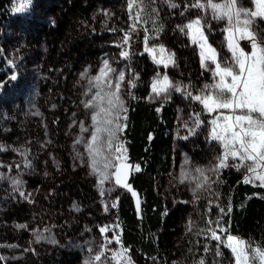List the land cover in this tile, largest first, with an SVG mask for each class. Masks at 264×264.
Here are the masks:
<instances>
[{"label": "trees", "instance_id": "16d2710c", "mask_svg": "<svg viewBox=\"0 0 264 264\" xmlns=\"http://www.w3.org/2000/svg\"><path fill=\"white\" fill-rule=\"evenodd\" d=\"M111 1L52 0L54 5L50 10L49 8L45 9L51 13L52 23L42 26L41 29L40 27L36 28L40 39L35 42L37 45L39 44V47L44 46L47 51V55L41 59L43 67L49 73H58L54 78L56 82L53 87L52 96H54L50 97L51 100L45 101L46 106L54 102L60 103V95L68 93L69 86L67 87L66 80H63L64 74L68 75L71 71H79L87 62H97L96 57L104 50V43L114 42L104 38L107 35L119 34L122 21L131 19L141 29L143 35L151 41L158 42L166 33H170L171 37L168 42L176 49L178 60L175 59L176 66L170 65L165 70L155 65L147 53L140 54L143 52L142 46L133 50L127 48L130 53V58L125 59L128 79H134L136 86L129 87L128 85L127 87L125 95L127 119L121 120V123L126 127L119 133L118 140L127 150L126 161L133 165L130 182L139 193L140 218L134 208L131 195L114 188L115 192L112 194L113 219L108 223H102V225L110 227L111 230L108 234L120 237L123 246L130 250L128 255L131 257L132 264H200L201 260L204 261V264H233V258L228 249L221 248L222 255H216V241L209 238V225H206L202 213L199 214L193 210V204L188 199L184 201L185 210L183 212L187 215L193 214L196 226L190 233L184 232L180 236L179 259L172 263L165 249L159 245V233L167 227L170 213L166 196L159 189V182L171 174L178 161V154L174 151L177 105L169 100L150 103L146 100V96L150 90L152 78L158 73L160 76L166 73L172 81L190 85L195 92L204 86L203 81L205 84L210 81L209 77L207 79L204 77L205 72L200 66L196 50L184 45L187 43L180 36L185 34L177 27L186 24L191 17L202 16L204 13L199 9H185V4H190L192 0H176L174 3L179 5L176 8H167L163 5L160 7L159 5L160 17H153L160 26V29L157 30L158 24L157 28L152 29L151 22H148L139 11L133 13L119 11L116 9L117 3L115 6H110ZM115 1L117 0L112 2L115 3ZM15 3L16 0H0V93L7 83L14 81L12 78L8 79L7 73L10 69H7L8 65L4 59V44L1 34L4 25L24 12H13ZM98 5H101L102 8L110 7L109 10L114 13L113 17L101 16L103 15L102 9L97 10ZM182 11L184 15L180 14ZM99 12L102 13L101 17L97 16ZM137 12H139L140 19L135 21L130 17H134ZM211 24L213 23L207 25L209 35L219 34L222 36V30L218 27L216 31H213ZM105 28H108V31H102ZM213 45L215 46V44ZM35 55L39 58V54L35 53ZM34 59L41 64L40 59ZM42 88L44 90L45 87ZM46 95L48 98L49 93L46 92ZM185 100L186 124L191 129L192 124L195 125L193 123L194 113L200 112L201 107L197 103L190 102L189 99ZM210 118L211 116L201 112L200 119L204 123H201L199 127L195 125L196 128L190 137L192 140L190 144L180 142L181 145L184 144L182 146L188 148L196 162L213 157L211 156L212 148L206 147L196 138L208 127L207 122L210 121ZM50 121L53 124V138L57 146L60 165L53 171L41 201L38 202L37 197L27 198L22 203H17L15 200L16 202H13L6 208L7 211L0 215V257H3L0 259V264H80L76 253L70 252L60 245L44 247L33 252L29 251L20 262L8 261V247L16 246L21 249L26 245L27 240L24 235L15 233L12 228L15 224L24 223L34 227L50 228L59 236L60 244L65 243L66 239L72 240L83 235L85 227L101 224L100 220L103 216L97 208L90 183L84 178L81 171H73L70 168L67 154L62 146L64 143L60 137L59 128L62 121L53 118V116ZM7 126L9 127L10 123ZM31 132L23 125H19L17 128L15 126L12 127L10 133L5 135L4 139L8 147H12L11 149L16 147L29 149L34 143V136L31 135ZM10 154L12 155H8L2 161H8L7 164H10L11 167L22 160L16 153ZM136 165L140 167L139 172L134 170ZM243 174V169L236 171L234 168H226L220 172L217 178L220 194L219 209L223 208L224 212L220 211L219 222L231 235L264 245V187H254L252 184L242 183ZM28 183L35 188L40 185L39 182L30 178H28ZM72 202L80 205V212L74 213L69 210ZM181 214L183 213L179 212L177 215V221L180 220ZM211 227L215 228V223ZM99 229L97 230L99 231ZM117 246L120 250V245L117 244ZM205 247L208 248V251H205ZM174 248L173 246L171 249Z\"/></svg>", "mask_w": 264, "mask_h": 264}, {"label": "rangeland", "instance_id": "374dc122", "mask_svg": "<svg viewBox=\"0 0 264 264\" xmlns=\"http://www.w3.org/2000/svg\"><path fill=\"white\" fill-rule=\"evenodd\" d=\"M112 1L110 2V6H115L117 3V10L129 12L128 0H117L115 3ZM174 1L176 0H173V2ZM241 3L246 7L250 6V0H241ZM53 5L52 0H32L31 5H29L26 11L21 13V16L12 18L9 23L4 25L1 34L4 44V59L8 65L7 69H10L7 73L8 79L10 80L13 75L16 79L11 83H7L0 93V146L4 149L3 151H0V215L7 211L6 208L11 206L13 202L17 201V203H22L30 197H37V201L39 202L44 198V190L51 179L53 171L58 169V166L60 165V159L57 153L58 150L56 148L57 146L53 138V124L50 119L52 116L55 119H61L62 123L59 128L60 137L62 138V143H64L62 146L67 154L70 168L73 171H81L84 178L90 183L91 190L96 198L97 208L101 211L103 216L100 220L101 224H95L92 227H85L83 235L72 240L66 239L63 244H60L61 241L59 236L50 228H46L45 226L34 227L24 223L15 224L12 228L16 234H22L26 237V245L21 249H18L16 246H9V255L7 258L8 261L11 262H20L23 261L25 255L29 251L33 252L44 247H55L60 245V247L76 253L79 257L80 264H85V262L90 260L92 255L98 250V246L101 243H105L104 235H102L97 229L103 227L102 223H108L113 219L112 194L115 192L114 188L116 187L113 184L112 178L104 181L102 185L100 184L99 177L92 174L90 158L85 149L84 143H76L78 139L82 137L87 139L89 136V133L81 132L80 122L83 121L85 127L91 125L90 116L86 114L89 110L81 103L82 100H87L89 98L88 95H85V92L88 91L90 86L88 85L87 78L82 79L81 74L87 69L88 76H95L98 69L102 66V61L107 59L113 68L118 72L123 71L125 74V81L121 86V94L125 103V95L129 79L126 60L120 56L122 48L116 47V44L121 43L122 37L125 33H128L131 36V40L129 45L124 46L125 48H128L129 50H133L139 46L144 48L143 42L145 36L141 29L136 26L135 22L131 19L128 21H122V24L120 25L121 32L119 34L112 36L107 35L106 38H104L107 40H113L114 42L108 41L107 43H104V50H102L96 57L97 62H87L79 71H71L68 75L64 74L63 80H66L67 87L69 86L68 93L60 95V103L54 102L50 105L47 104L46 106L45 101L51 100L50 97L53 94V87L56 84L54 78L57 77L58 73H49L43 67L44 64L41 59H44L47 55V51L44 46L39 47V44L37 45V42L35 41L40 39V35L38 31H36V28L39 29L40 27L41 29L42 26L50 25L52 23L49 10ZM159 5L160 7L161 5L166 6L167 8L169 7L166 0H138L137 6L131 10V13L139 11L148 22H151V28L155 29L157 28L158 23L154 18L160 17ZM97 7V10L102 9L103 13V15H101L102 13L99 12V15H97L98 17L104 15V17L107 18L113 17L114 13L109 10L110 7L102 8L101 5H98ZM47 8H49V10H45ZM105 13H107V15ZM196 17L197 16H193L190 20L195 19ZM28 20L31 22L29 23ZM206 21L208 23L207 25H209V23L220 25L211 24L213 31H216L218 27L222 30L225 26L223 21L218 22L211 19L210 16L207 17ZM186 23H188V21ZM133 24H135V31H132L131 29V25ZM257 24L259 26L258 30L261 37H264V21L258 20ZM159 29L160 26L158 24L157 30ZM102 31H108V28H105ZM205 34L208 37L209 43L212 45L215 44V46H213L216 47L218 51L220 48L222 58L230 57L231 54L228 52L224 41V33L222 36H219V34H213L210 36L206 27ZM170 37L171 34L166 33L162 40L160 39L158 42L148 40V46L159 47L160 45H163L170 53H174L175 59L178 60L176 49L169 45L168 41H170ZM180 38L184 42L186 41L187 44L184 43L185 46H190L191 49L193 48L196 50V54L198 53L197 47L191 44L188 36L182 35ZM241 46L246 51L251 50L249 42L246 40L241 41ZM34 52L39 54V58ZM34 58L40 59L41 64H39L38 61H35ZM157 66L165 70L163 66ZM160 77L154 76L151 84L155 79ZM204 77L206 79L208 77L210 78V81L206 83L211 82V77L208 72L204 73ZM204 84L203 81V85ZM43 86L45 87L44 90L42 88ZM188 90L192 91L194 94L196 93L192 87ZM94 91L95 89H92V92ZM46 92L49 93L48 98ZM89 95H91V93H89ZM150 96H152L151 85L148 95L146 96L148 102L156 103L160 100H169L177 105V124L176 129L174 130V151L178 154V161L175 169L171 171V174L162 178L159 182V189L165 194L170 211L167 227L159 233V245L165 249L170 261L173 263L179 259L181 253L180 236H182L184 232L190 233L196 226L193 221V214L187 215V213L184 214L183 212L185 210L183 204L186 199L190 200L189 202L193 204L194 211L204 215L205 222L209 220H219L220 194L217 185V176L208 173L211 177V181L215 182L210 181V187L205 186L196 190L195 195H193L195 184L192 181L193 179L198 178L197 174L194 172L196 167L207 169L210 164L215 163L214 158L220 152V147L215 141L210 140L208 135L210 126L208 125L205 131H202V134L198 135L196 138L206 147L212 148L211 156L214 158L212 157L205 161L196 162L188 151V148L182 146L184 144H180V142L183 141V143L189 145L192 141L190 139L191 134L196 128L195 125L192 124V128L190 129L189 125L186 124L187 120L185 118L187 116V108L184 102V96L179 92H172L169 99H165L163 95L149 99ZM211 119L212 117L210 120ZM9 123L11 129L10 126H7ZM19 125L27 127L28 131H32L31 135L34 136V143L33 146L31 144V148L29 149L17 147L11 149L12 147H8L7 142L4 139L5 135L12 131V127L16 126L17 128ZM36 137L37 139H35ZM29 150L31 151L30 154ZM10 153H16L22 158L19 162L20 164L18 163L11 167L10 164H7L8 161H2V159L4 160L8 155H12ZM77 153L80 155L78 156ZM186 160L188 161L187 164H185ZM117 162L118 161H114V163ZM182 171L189 173V179L186 180L185 183H180ZM28 178L33 179L35 182H39L40 185H38L37 188L31 186L30 183H28ZM14 179L21 181V183L18 185L14 184ZM258 183L259 182H257V184ZM101 188L104 190L103 195H101ZM21 192H23L24 195H21ZM14 196L16 197L15 199ZM69 210L78 213L81 211V207L78 203L72 202L69 206ZM179 212H182L183 214H181L180 220L177 221L176 217ZM220 224L222 225L221 222ZM206 225L208 224L206 223ZM172 229L174 231H171ZM106 235L109 239L113 240V243L108 245L109 249L120 251L115 243V237L108 233ZM38 237L40 238L38 239ZM172 242L173 244L171 245ZM173 246L175 248L171 249ZM90 247L92 249L91 252L89 251ZM111 254V251L106 253L108 256H111Z\"/></svg>", "mask_w": 264, "mask_h": 264}, {"label": "snow or ice", "instance_id": "6c2138e0", "mask_svg": "<svg viewBox=\"0 0 264 264\" xmlns=\"http://www.w3.org/2000/svg\"><path fill=\"white\" fill-rule=\"evenodd\" d=\"M166 2L171 8L179 7L173 0ZM31 3L32 0H16L12 11L21 13ZM137 3L138 0H128L130 13ZM189 8L199 9L204 15L177 27L188 36L191 44L197 47L200 66L210 74L211 82L204 84L194 94L188 90L190 85L172 81L166 73L160 77L158 73L157 76L160 78L152 82V96L149 99L162 95L165 99H169L172 92H179L185 99L201 107L200 112L194 113L196 127L204 123L200 119L201 112L212 117L207 122L210 126L208 135L211 141L219 145L220 152L214 158L215 163L210 164L207 169L201 167L194 169L198 178L192 181L195 184L193 195L200 188L210 187L211 177L208 173L218 178L220 172L226 168H234L236 171L243 169L242 183L264 187V37H261L257 24L258 20L264 21V0H250L248 7L244 6L241 0H192L190 4H185V9ZM180 14L184 15V12ZM209 16L213 20L224 22L222 31L225 34L224 41L231 54L230 57L222 58L218 49L209 43L205 34L206 20ZM130 18L138 21L139 12ZM131 29L135 31V24L131 25ZM130 40L131 36L125 33L122 42L116 44V47L122 48L120 56L124 59L130 58L128 49L124 47L129 45ZM245 40L249 42L250 51H246L241 46V41ZM143 44L141 55L147 53L153 63L165 69L170 65L176 66L175 54L170 53L163 45L149 47L148 37H145ZM81 78H87L90 86L85 92L89 98L82 100L81 103L89 110L86 114L90 116L91 125L85 127L84 122H80L81 132H87L89 136L87 139L83 137L78 139L76 143H84L90 158L92 174L99 177L101 185L114 177L117 185L126 188L136 197L137 193L127 184L125 175L126 170L133 169V166L126 163L127 150L118 140V133L126 127L121 120L127 119V108L121 94L125 74L123 71L118 72L105 59L95 76H88V70L85 69ZM12 79L16 77L13 75ZM128 85L135 87L134 79H129ZM92 89L95 91L92 92ZM3 150L0 146V151ZM187 163L186 160L185 164ZM134 170L139 172V165L134 166ZM188 179L189 173L182 171L180 183H185ZM13 183L18 185L21 181L14 179ZM103 192L101 188V195ZM20 194L24 195L23 192ZM136 206L139 209V199ZM220 211L223 213L224 209L221 208ZM206 223L209 225V238L216 241L217 256L222 255L221 248H226L231 253L233 264H264V245L231 235L219 220H209ZM213 223L216 228L211 227ZM110 230L107 225L99 229L105 237V243L98 246V250L85 264H102V262L132 264L128 255L130 250L123 246L118 235L115 236V243L120 245V251L109 249L108 245H111L113 240L106 234ZM89 251H92L91 247ZM110 251L111 256L106 255ZM205 251H208L207 247ZM200 264H204V261L201 260Z\"/></svg>", "mask_w": 264, "mask_h": 264}, {"label": "water", "instance_id": "95a60500", "mask_svg": "<svg viewBox=\"0 0 264 264\" xmlns=\"http://www.w3.org/2000/svg\"><path fill=\"white\" fill-rule=\"evenodd\" d=\"M117 163H118V162H117ZM126 163L132 165V163H130L129 161H126ZM132 166H133V165H132ZM132 171H133V169L126 170V173H125V175H126V182H127L128 185L131 186L132 190L135 191V192L137 193V196H136V197H134V196L132 195V193H131L130 191H128L126 188L117 185V184L115 183V178H114V177H112V179H113V184L115 185V187H116L118 190L125 191V192H127V193H129V194L131 195V197H132V199H133L134 208H135V210H136V212H137V214H138V218H140L139 214H140V210H141V204H140L139 193L137 192V190H135V189L133 188V186H132V184H131V182H130V181H131V177H132ZM137 199H139V209H137V206H136Z\"/></svg>", "mask_w": 264, "mask_h": 264}]
</instances>
